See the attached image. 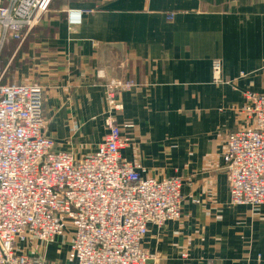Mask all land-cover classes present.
I'll return each instance as SVG.
<instances>
[{"label":"crops","instance_id":"1","mask_svg":"<svg viewBox=\"0 0 264 264\" xmlns=\"http://www.w3.org/2000/svg\"><path fill=\"white\" fill-rule=\"evenodd\" d=\"M70 8L85 10L79 25L67 24ZM48 12L12 78L42 86L47 135L78 157L106 133L103 82L135 83L119 95L117 121L134 124L123 156L182 179L181 217L149 223L141 241L154 264H264V204L230 203L222 159L228 133L248 126L244 93H264V0H54ZM69 237L26 245L73 264Z\"/></svg>","mask_w":264,"mask_h":264},{"label":"built area","instance_id":"2","mask_svg":"<svg viewBox=\"0 0 264 264\" xmlns=\"http://www.w3.org/2000/svg\"><path fill=\"white\" fill-rule=\"evenodd\" d=\"M51 1L0 0L1 29L22 41ZM66 14L69 26L81 23V9ZM220 72L221 61L214 59V81L221 80ZM110 84L124 90L135 85ZM107 100V134L94 151L76 157L58 150L47 135L40 85L0 82V264H60L27 255L23 245L69 235L67 257L73 264L157 260L141 241L149 223L160 226L181 217L182 181L148 175L140 162L123 156L133 124L120 126L108 116L122 105L112 92ZM241 112L248 126L230 132L222 152L229 201L258 208L264 204V93L245 92Z\"/></svg>","mask_w":264,"mask_h":264},{"label":"rangeland","instance_id":"3","mask_svg":"<svg viewBox=\"0 0 264 264\" xmlns=\"http://www.w3.org/2000/svg\"><path fill=\"white\" fill-rule=\"evenodd\" d=\"M6 1L7 0H1V3L7 4ZM53 1L54 0H52L50 2V5L48 7V11H50L52 9ZM81 10H82V14H83L85 12V10H83V9H81ZM48 11L45 12L41 16V18L39 19L37 24L33 28H31L28 35L33 33L35 30H37V31H43L44 30V29H40L42 27L40 25L43 23V18L45 19V17H46L45 15H49L50 12H48ZM171 17H172V15H171ZM169 18H170V16H169ZM66 19H67V14H66ZM54 30H55L54 28H49L46 31L47 32H54ZM9 33H10L9 31L5 32L4 30H2L1 25H0V77H1L0 82H2V83H16V84L26 83V82H15L14 79L12 78V73H13L14 68H18L22 63H24L26 61L25 56L23 55V51L25 50V43H26V40L28 39V37H27L28 35H26L24 37V39L22 41H20V40L16 39L13 35H10ZM17 47H19V48L17 49ZM214 59H219V58H214ZM214 59L211 60V64H210L211 70H212V61ZM220 61H221V59H220ZM221 71H222V61H221ZM220 74H221V72H220ZM129 81H132V80L113 78V79H110L106 82H103V86L105 88V99H104L105 107H104V110L102 113L103 114V120H104V117L108 114L109 107H110L108 100H107V96H108L109 92H112V94L114 95V101L118 104H121L122 109L119 111H115V112L112 110L111 114L113 116L111 114H109L108 116H111L112 118L114 117L116 123L120 126L123 125L124 123H129V121H120V122L117 121V114L123 110V103H122L121 99L119 98V95L121 92L129 90V89L124 90L120 87H117L116 85L110 84L111 82H113V83L119 82L121 84H124V83L129 82ZM218 82H220V81H218ZM30 83L40 85L39 83H35V82H30ZM107 87H108V90H107ZM43 98H44V94H43V88H42V106H43ZM133 127H134V124H133ZM74 129H76V127ZM105 129H106V133H105V135H106L108 131H107V128H105ZM46 131H47V124H46ZM105 135H104V137H105ZM104 137H103V139H104ZM130 138H131V144H133L131 133H130ZM131 144H130V148L132 147ZM68 151L72 152L70 150H68ZM74 155L76 157H78L76 154H74ZM177 178L181 179V177H177ZM181 181H182V179H181ZM227 181H228V179H227ZM23 246L25 249H23V248L22 249H23V251H25V253L27 255L39 257L37 255H34L29 250L28 245L24 244Z\"/></svg>","mask_w":264,"mask_h":264}]
</instances>
